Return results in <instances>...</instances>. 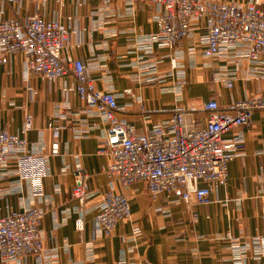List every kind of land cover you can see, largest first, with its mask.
I'll return each mask as SVG.
<instances>
[{"label": "crops", "instance_id": "obj_1", "mask_svg": "<svg viewBox=\"0 0 264 264\" xmlns=\"http://www.w3.org/2000/svg\"><path fill=\"white\" fill-rule=\"evenodd\" d=\"M224 1L244 7L250 0ZM36 17L67 25L71 43L63 55L81 59L96 88L116 96L119 120L133 126L137 136L167 126L181 108L193 111L203 127L206 103L217 101L223 113H230L234 104L264 90V79H243L249 65L232 52L212 60L204 57L199 24L173 52L140 49L139 43L157 31L153 5L130 0H0V21ZM170 57L181 65L178 69H172ZM25 69L22 55L0 63V130L25 138L37 157L33 163L11 160L0 171V218L41 211L40 234L47 253L6 264H235L238 253L242 264H252L254 252L264 250V112L255 113L248 128L232 130L230 137L244 138L242 154L230 163L228 178L215 188L211 203L191 207L176 195L153 200L143 183L112 187L105 174L111 160L101 154L107 122L76 97L72 77L48 83L26 78ZM253 69L264 72V66ZM216 74L232 80L233 87L216 82ZM28 118L33 126L25 133ZM50 122L61 128L58 136ZM79 170L89 174L90 191L96 196L84 208L72 195L73 173ZM34 174L42 175V195L34 192ZM112 188L129 199L132 215L106 237L93 219L95 205ZM81 215L84 228L79 230Z\"/></svg>", "mask_w": 264, "mask_h": 264}, {"label": "built area", "instance_id": "obj_2", "mask_svg": "<svg viewBox=\"0 0 264 264\" xmlns=\"http://www.w3.org/2000/svg\"><path fill=\"white\" fill-rule=\"evenodd\" d=\"M130 1L153 5L157 10V31L139 43L140 49L173 52L199 24L204 32V57L212 60L221 53L232 52L235 58L249 65L245 81L264 79V72L253 69L264 66V0H250L244 7L224 0ZM70 43L69 29L58 19L36 17L28 22L0 21V63L22 55L26 78L40 77L55 83L72 77L76 97L107 122L101 154L111 160L105 174L112 187L116 183L127 189L143 183L153 200L162 195H176L191 207L209 205L215 188L227 180L230 163L244 149V138L229 134L236 128H248L253 115L264 112V90L234 104L230 113H223L217 101L206 103L203 110L208 118L203 127L193 111L181 108L173 112L167 126H156L137 136L133 126L119 120L116 96L96 88L81 59L63 55ZM180 66L174 57L171 58L173 70ZM178 74L184 79L183 72ZM215 81L233 87L232 80L219 74L215 75ZM32 126V120L26 119L24 132H29ZM49 128L55 136L60 134L61 128L54 122H50ZM57 153L53 150V154ZM36 157L25 138L9 130H0V171L11 160L33 163ZM73 178V198L79 208H84L96 197L90 191V176L79 170L73 173ZM30 179L35 194L42 195V175L34 174ZM131 215L129 199L112 188L95 205L93 220L95 227L110 237L119 224L131 219ZM43 218L44 214L37 209L0 218L1 262L6 264L46 255L40 234ZM76 227L84 228L82 215ZM251 260L252 264H263L264 250H256ZM234 261L242 264L240 253Z\"/></svg>", "mask_w": 264, "mask_h": 264}]
</instances>
